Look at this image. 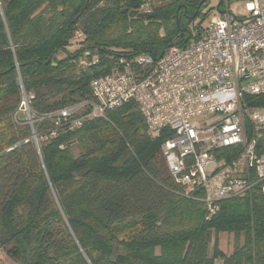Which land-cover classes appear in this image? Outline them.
Here are the masks:
<instances>
[{
  "label": "trees",
  "instance_id": "1",
  "mask_svg": "<svg viewBox=\"0 0 264 264\" xmlns=\"http://www.w3.org/2000/svg\"><path fill=\"white\" fill-rule=\"evenodd\" d=\"M146 4L154 15L138 18ZM207 4L0 0V250L15 264H264L259 184L221 200L206 219L204 204L184 196L160 166L170 131L152 135L136 103L47 139L54 120L38 119L87 98L89 81L109 72L117 57L157 59L170 43L198 37ZM91 53L98 62L82 67L80 58ZM22 90L34 95L29 107L39 151L18 111ZM257 145L264 151V139ZM238 148L222 153L230 160ZM220 233L233 237L229 254L217 245Z\"/></svg>",
  "mask_w": 264,
  "mask_h": 264
},
{
  "label": "built area",
  "instance_id": "2",
  "mask_svg": "<svg viewBox=\"0 0 264 264\" xmlns=\"http://www.w3.org/2000/svg\"><path fill=\"white\" fill-rule=\"evenodd\" d=\"M247 1L250 14L239 19L222 0V13L217 4L212 7L216 14L198 37L168 45L157 59L148 53L117 57L109 72L89 81L87 98L38 116L54 120L44 139L134 102L152 135L170 131L160 148L166 169L184 196L204 204L206 219L221 200L242 196L256 184L264 194V151H257L258 140L264 139V102L251 105L244 99L264 96V0ZM82 35L74 32L75 39ZM89 57L79 64L98 62L96 54ZM21 94L18 111L26 114L37 141L29 107L34 95ZM233 146L239 148L227 160L222 149Z\"/></svg>",
  "mask_w": 264,
  "mask_h": 264
},
{
  "label": "rangeland",
  "instance_id": "3",
  "mask_svg": "<svg viewBox=\"0 0 264 264\" xmlns=\"http://www.w3.org/2000/svg\"><path fill=\"white\" fill-rule=\"evenodd\" d=\"M208 2V7H215L218 0H207ZM155 4H160L159 1H155ZM148 7H150L149 4H147ZM228 6H229V10L231 11L232 14H234L237 18L239 19H244L246 18L250 12H249V7H248V1L247 0H231L228 2ZM146 7V6H144ZM206 12V11H205ZM204 12V13H205ZM216 14V12H214V10L211 8V11L209 13V15H207L205 17V19H203V21L201 22V27H206L209 21V18L213 15ZM70 49H72V46L69 47ZM61 56V54L59 55ZM22 111V110H20ZM23 112V111H22ZM24 113V112H23ZM25 114V113H24ZM25 118H26V114H25ZM38 143V142H37ZM161 148V146H160ZM33 149L35 148V145L33 146ZM74 151L77 152V147H74ZM26 153H28L29 156H31V153L27 150ZM160 162V166L163 169V171L165 170L166 172H168L166 170V165L164 162V159L161 157H159ZM128 232V228H125L124 231H122L119 236H121L120 238H122V236H126ZM218 247L224 252V253H231L232 252V247H233V237L231 234H227V233H220L218 234ZM158 248L156 249V252L158 253ZM211 253V246H210V250H209V254ZM218 262H220V260H217ZM0 264H15L12 260H10L1 250H0Z\"/></svg>",
  "mask_w": 264,
  "mask_h": 264
},
{
  "label": "water",
  "instance_id": "4",
  "mask_svg": "<svg viewBox=\"0 0 264 264\" xmlns=\"http://www.w3.org/2000/svg\"><path fill=\"white\" fill-rule=\"evenodd\" d=\"M221 2H222V0H218V2H217V11L219 12V13H222V11L219 9V5L221 4ZM154 15V12H150V11H143V12H139L138 14H137V17L138 18H141V17H143V18H150V17H152ZM76 19V18H75ZM74 19V20H75ZM73 20V21H74ZM177 23H178V20H177ZM173 45H177V41H174V42H172V43H170L169 44V46H173ZM32 139H33V142L35 143V145H36V148H37V150H38V143H37V141L35 140V137H34V134L32 133ZM39 151V150H38Z\"/></svg>",
  "mask_w": 264,
  "mask_h": 264
}]
</instances>
